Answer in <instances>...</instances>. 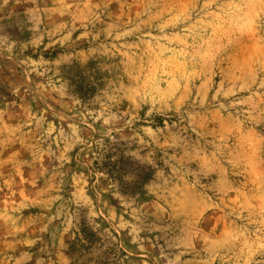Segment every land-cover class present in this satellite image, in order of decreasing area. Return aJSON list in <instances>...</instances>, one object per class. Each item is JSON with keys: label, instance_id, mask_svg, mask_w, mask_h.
<instances>
[{"label": "rangeland", "instance_id": "rangeland-1", "mask_svg": "<svg viewBox=\"0 0 264 264\" xmlns=\"http://www.w3.org/2000/svg\"><path fill=\"white\" fill-rule=\"evenodd\" d=\"M0 264H264V0H0Z\"/></svg>", "mask_w": 264, "mask_h": 264}]
</instances>
